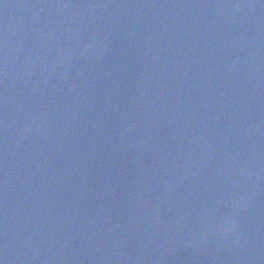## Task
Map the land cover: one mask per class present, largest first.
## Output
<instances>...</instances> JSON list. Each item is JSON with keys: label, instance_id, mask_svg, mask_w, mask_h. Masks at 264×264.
<instances>
[{"label": "water", "instance_id": "1", "mask_svg": "<svg viewBox=\"0 0 264 264\" xmlns=\"http://www.w3.org/2000/svg\"><path fill=\"white\" fill-rule=\"evenodd\" d=\"M3 264H264V0H0Z\"/></svg>", "mask_w": 264, "mask_h": 264}, {"label": "snow or ice", "instance_id": "2", "mask_svg": "<svg viewBox=\"0 0 264 264\" xmlns=\"http://www.w3.org/2000/svg\"><path fill=\"white\" fill-rule=\"evenodd\" d=\"M0 264H3V262H2V261H0Z\"/></svg>", "mask_w": 264, "mask_h": 264}]
</instances>
